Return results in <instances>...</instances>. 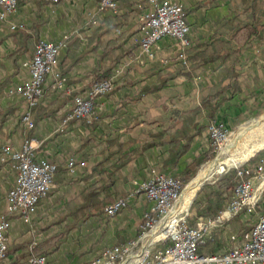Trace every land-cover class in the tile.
<instances>
[{
	"label": "crops",
	"instance_id": "crops-1",
	"mask_svg": "<svg viewBox=\"0 0 264 264\" xmlns=\"http://www.w3.org/2000/svg\"><path fill=\"white\" fill-rule=\"evenodd\" d=\"M168 1L185 9L191 40L185 64L170 37L152 55L140 47L149 0H117L109 10H100L98 0H18L16 11L0 20V141L20 149L27 137L36 158L58 164L35 212L11 218L10 264H30L35 239L46 264H88L105 247L136 239L151 205L137 187L158 174L196 171L211 152V121L230 129L264 111V0ZM11 23L22 27L11 30ZM64 37L55 65L64 88L53 89L52 74L46 76L44 97L32 109L34 128L26 131L25 102L7 88L28 78L25 63L39 40ZM117 68L113 89L95 99L94 122L62 123L73 97ZM70 156L77 160L72 173L65 168ZM259 159L264 151L252 161ZM15 177L10 162L0 160V218ZM253 196L264 214V172L253 182ZM232 197L233 188L221 209ZM118 199L125 206L107 217L104 208ZM198 199L187 221L214 215L207 205L216 198L200 192ZM254 221L242 213L211 228L198 252H225Z\"/></svg>",
	"mask_w": 264,
	"mask_h": 264
},
{
	"label": "built area",
	"instance_id": "built-area-1",
	"mask_svg": "<svg viewBox=\"0 0 264 264\" xmlns=\"http://www.w3.org/2000/svg\"><path fill=\"white\" fill-rule=\"evenodd\" d=\"M45 1L58 3L61 0ZM149 2L152 8L141 16L140 47L152 55L156 43L163 37H170L178 42V57L185 64L184 49L191 40L183 5L168 0ZM17 6L18 0H0V20H7ZM116 6L117 0H98L100 10L114 9ZM18 27H22V24H10L11 30ZM66 38L60 41L39 40L32 56L25 63L28 78L7 88V94L21 96L25 102L20 122L26 131L34 128L32 109L44 97L46 76L52 74L53 89L64 88L65 78L55 71V65ZM120 71V68L115 69L111 77L96 81L84 93L76 94L62 123L74 120L94 122L97 118L95 99L113 89V77ZM207 131L211 144L216 148H221L228 140V129L215 121L210 122ZM253 159L248 158L235 168L238 180L233 188L232 199L216 215L199 218L194 224H189L184 217H175L171 223L170 218H167L182 192L183 184L179 178L162 173L143 181L135 192L143 194L151 205L142 214L138 237L105 247L88 264H264V214L257 212L253 196V182L262 176L264 160L253 162ZM0 160L9 161L16 172L14 184L6 196L5 214L0 218V264H10L8 232L11 218L28 217L35 212L39 202L48 194L58 164L36 158L35 147L27 137L20 149H13L8 143L0 141ZM76 164L77 160L70 156L66 159L65 168L72 173ZM125 203V199L112 202L104 208L105 215L113 217ZM242 213L253 215L255 221L241 233L237 244L221 253L198 252V244L211 228L220 227ZM161 224L160 233L164 234L155 239L150 238ZM37 245L36 239L31 242L28 261L30 264H46V256L35 251Z\"/></svg>",
	"mask_w": 264,
	"mask_h": 264
},
{
	"label": "bare ground",
	"instance_id": "bare-ground-1",
	"mask_svg": "<svg viewBox=\"0 0 264 264\" xmlns=\"http://www.w3.org/2000/svg\"><path fill=\"white\" fill-rule=\"evenodd\" d=\"M260 126L262 128L259 130V134H257L256 137L251 138L250 144L247 146V149H245L246 151L241 154H235V148H237L239 143L245 139L244 137H248V134L252 132L251 130L259 129ZM246 139L249 140V138ZM261 145H264V117L254 121L253 123L240 127L239 131L232 137L231 141L222 147L217 157L212 161L207 162L200 168L197 175L182 190L181 195L176 202L177 204L175 208L167 217L170 218L169 220H171L169 223H171L173 218H175L179 213L188 210L195 192L204 181L208 180L214 174L221 173L225 170V168L239 165V163L243 161L249 153H252ZM163 224H165V221ZM163 224L155 229L150 238L155 239L156 237L163 235L164 232L160 233Z\"/></svg>",
	"mask_w": 264,
	"mask_h": 264
},
{
	"label": "rangeland",
	"instance_id": "rangeland-1",
	"mask_svg": "<svg viewBox=\"0 0 264 264\" xmlns=\"http://www.w3.org/2000/svg\"><path fill=\"white\" fill-rule=\"evenodd\" d=\"M180 59V58H179ZM180 61L182 62V60L180 59ZM183 63V62H182ZM184 64V63H183ZM264 117V111L262 112H257L254 114H250L249 116H247L245 118V120H243L242 122H240L238 125L234 126L233 128L228 129V140L226 141V143L222 146L224 147L228 142L231 141L232 137L239 131L240 127L253 123L254 121H257L260 118ZM263 122V121H262ZM260 122V123H262ZM261 126L259 127V129H254L251 130L252 132L250 134H248V137H244L245 139L242 140L239 145L237 146V148H235L234 153L235 154H241L244 153L247 149V146L250 144L251 142V138L256 137L257 134H259V130H261ZM246 138H249L246 139ZM221 148H216L212 145L211 147V152L209 154V158L207 160H205L202 164H200V166L197 168V170L195 171V173L189 178V180L187 182H185L183 184L182 182V190L187 186V184L197 175L198 171L200 170V168L206 164L207 162L212 161L213 159H215L219 153V151L222 149ZM264 151V145H261L258 147V149L254 150L252 153H249L245 159L243 161H241L239 163V165L236 166H231L229 168H225L224 171H222L221 173H217L212 175L208 180L204 181L200 187L198 188V190L195 192L193 199L191 200V203L188 207V210L182 213H179L176 216V219L180 218V217H184L186 220L189 216L190 212H193L195 209V204L194 200H196L197 196L200 194L201 189L206 187V186H212L214 188V190H216L217 192L221 193V196L224 197V199L226 200L231 192V189L233 187V180H234V174H235V168L237 166L242 165L248 158H256L258 155H260L262 152ZM177 204V203H176ZM175 204V206H176ZM174 206V208H175ZM173 208V209H174ZM163 233V232H162ZM164 234V233H163ZM114 245V244H113Z\"/></svg>",
	"mask_w": 264,
	"mask_h": 264
},
{
	"label": "trees",
	"instance_id": "trees-1",
	"mask_svg": "<svg viewBox=\"0 0 264 264\" xmlns=\"http://www.w3.org/2000/svg\"><path fill=\"white\" fill-rule=\"evenodd\" d=\"M107 77H108V76H104L103 78L99 79L98 81H101V80H103V79H106ZM208 158H209V156H208V157H202V158L200 159V161L197 163V166H198L200 163H202L203 161L207 160ZM197 166H196V167H197ZM194 173H195V170H194V172H192V174H191V170H185L179 179H180L181 182H183V184H184L185 182H187V181L189 180V178H190ZM237 180H238V178H237L236 175L234 174V180H233V187H232V188H234V186H235ZM201 192H204V193L206 194V198H207V199H210L211 197H215V198H216L215 201H214L213 203L207 205V208H208L207 210H212V213H213L214 215H216V214L219 212V210H221V205H222V204L224 203V201H225L224 197L221 196V193H220V192H217L216 190H214V188H213L212 186H206V187L202 188V189H201ZM198 200H199V199H198V196H197V198H196V200H194V203H193V204L196 205V203H198ZM208 202H209V200L207 201V203H208ZM212 204H213V205H212ZM214 215H213V216H214ZM188 222H189V224H193V223H194V220H191V221L189 220Z\"/></svg>",
	"mask_w": 264,
	"mask_h": 264
}]
</instances>
